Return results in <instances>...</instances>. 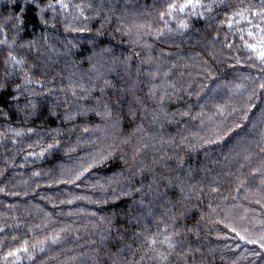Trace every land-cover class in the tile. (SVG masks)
Segmentation results:
<instances>
[{
  "label": "trees",
  "instance_id": "1",
  "mask_svg": "<svg viewBox=\"0 0 264 264\" xmlns=\"http://www.w3.org/2000/svg\"><path fill=\"white\" fill-rule=\"evenodd\" d=\"M187 3L0 0V264H264V0Z\"/></svg>",
  "mask_w": 264,
  "mask_h": 264
},
{
  "label": "snow or ice",
  "instance_id": "2",
  "mask_svg": "<svg viewBox=\"0 0 264 264\" xmlns=\"http://www.w3.org/2000/svg\"><path fill=\"white\" fill-rule=\"evenodd\" d=\"M60 6L62 8H66L68 7V5L66 4H63V3H60ZM189 6H192V7H204V5L201 3V0H188V3L187 4H184V5H176V4H171L169 5V8L172 9V10H179V11H183L185 7H189ZM49 7H52L51 5H49ZM85 7H91V5H86ZM76 8L80 11V14L83 15V7L81 5H76ZM208 10L211 11V5L208 6ZM262 12H264V9H262ZM170 14V13H169ZM237 15H243V13H237ZM86 18V17H85ZM231 26V25H229ZM187 25L185 23H181V28H186ZM249 35H251V33H249ZM0 43H6V41H0ZM228 47H231L230 45ZM249 48L253 49V51H257L258 52V55L260 57V59L262 61H264V41L261 42V47L258 49L256 47H254L253 45H248ZM9 56H11V53H9ZM12 60L16 63V64H19V63H22L21 61H18V60H15L14 57H12ZM30 82V81H29ZM261 88H264V84H261L260 85ZM184 115H188V113H184ZM31 131V130H29ZM17 135H19V133H17ZM49 147H52L51 145ZM79 178V177H77ZM59 239V237H54L52 239V242L53 243H56L57 240ZM153 244L156 243L155 240L152 241ZM24 252H28V248L25 247L23 249ZM9 255H12V253H9Z\"/></svg>",
  "mask_w": 264,
  "mask_h": 264
},
{
  "label": "rangeland",
  "instance_id": "3",
  "mask_svg": "<svg viewBox=\"0 0 264 264\" xmlns=\"http://www.w3.org/2000/svg\"><path fill=\"white\" fill-rule=\"evenodd\" d=\"M11 62H12V61H11ZM11 62H10V60L8 61L7 59H4V64H3V65H4L5 67H8V68H9L10 66H12V64H10ZM11 68H12V67H11ZM9 69H10V68H9ZM16 71H17V73H18V70H16ZM237 219H238V218H237ZM237 221L240 222L241 219H239V220H237Z\"/></svg>",
  "mask_w": 264,
  "mask_h": 264
}]
</instances>
